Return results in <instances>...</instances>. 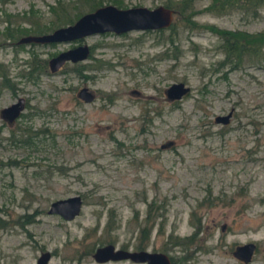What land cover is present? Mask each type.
<instances>
[{
    "label": "rangeland",
    "instance_id": "rangeland-1",
    "mask_svg": "<svg viewBox=\"0 0 264 264\" xmlns=\"http://www.w3.org/2000/svg\"><path fill=\"white\" fill-rule=\"evenodd\" d=\"M53 1L0 0V82L7 84H0V109L18 97L25 102L11 123L0 118V264H35L43 251L47 264H134L95 262L91 253L110 239L134 250L150 202L158 216L144 249L172 264H264V46L252 63L223 74L214 69L219 39L208 29L263 30L264 6L253 19L216 14L206 9L210 0H195L184 12L190 20L174 12V59L168 30L47 44L2 37L4 13L26 30L45 27ZM95 1L151 8L179 0ZM62 2L85 11V0ZM79 43L92 57L77 62L87 65L86 76L70 62L48 70L49 57ZM28 63L35 65L29 77ZM174 82L189 90L170 101L164 89ZM81 87L93 93L90 102L77 97ZM228 112L226 123L214 121ZM72 195L81 199L75 217L46 213L51 201ZM196 218L190 243L167 242L169 234H191ZM245 242L255 245L249 263L231 254Z\"/></svg>",
    "mask_w": 264,
    "mask_h": 264
},
{
    "label": "water",
    "instance_id": "water-1",
    "mask_svg": "<svg viewBox=\"0 0 264 264\" xmlns=\"http://www.w3.org/2000/svg\"><path fill=\"white\" fill-rule=\"evenodd\" d=\"M173 10L164 5L154 7L130 6L116 7L113 4H103L91 11L79 15L73 22L64 26H59L49 32L42 34H28L16 39V44L38 43L47 44L53 42H71L81 40L83 37L96 34L111 32L121 34L136 30H157L167 27L173 18ZM89 48L85 43L76 44L73 47L59 51L47 59V67L50 72L56 71L64 62H81L87 58ZM189 90L188 86L182 82L171 83L165 90L164 95L168 100H177ZM77 97L83 102H90L93 93L86 87H81ZM23 108V99L18 98L16 102L0 109L1 118L10 122ZM230 115L216 116L214 121L226 123ZM81 208L79 195L58 198L48 204L46 213L59 216L63 220H70L75 217ZM255 249L252 242H245L234 247L232 255L243 263L250 261ZM91 257L95 262L115 261L128 259L134 264H171L165 253L157 251L126 250L116 248L111 243L97 246L93 249ZM49 253L40 252L35 260V264H47Z\"/></svg>",
    "mask_w": 264,
    "mask_h": 264
},
{
    "label": "trees",
    "instance_id": "trees-1",
    "mask_svg": "<svg viewBox=\"0 0 264 264\" xmlns=\"http://www.w3.org/2000/svg\"><path fill=\"white\" fill-rule=\"evenodd\" d=\"M86 3H84L85 11L83 9H80L79 7L70 8L67 3L62 2V0H54L53 3L47 4V11L51 15V19L48 21V25L45 27H40L37 23H34V27L29 29L32 34H42L46 31H50L54 28H57L59 26H64L66 24H69L73 22L74 19H76L79 15H81L84 12L91 11L94 8L102 5L99 3V1L95 0H85ZM195 0H179L178 6L176 4L174 6H170L167 3H164V6L171 8L173 12L175 13H182V15L185 16V20H190L191 12H187L186 15L184 14L185 11L192 10V6ZM116 7L124 8V6H121L119 2L117 1L112 3ZM264 6V0H210L209 5L206 7L207 10H211L216 14H222L228 11H239L242 15L245 17H249L250 19L255 18L258 15V8ZM176 7V9H175ZM69 8L76 10L71 14L69 12ZM177 11V12H176ZM32 13L31 11L29 12ZM177 13V14H178ZM4 22L5 26L3 28V31L1 33L2 37L7 40L12 39H18L20 36L28 35L26 32L29 30H26L24 27H21V23L24 21H17L15 25H12V23L9 21L8 14H5ZM179 15V14H178ZM30 20V19H29ZM28 21V19H26ZM208 29L210 32L215 34L219 39V50L222 54V59L216 63L215 70L218 68H225L223 70V74L227 70L237 69L243 62L252 63L261 53L260 49L264 46V29L260 31L255 32H247V31H241V30H223L219 29L215 26L209 25ZM164 30H168L171 32L166 38L168 40L169 47H172L171 49V58L177 57V51L175 46L174 37L172 36V33L174 32V23L173 18L171 23L162 29L157 30H144V31H156L158 33H162ZM30 34V33H29ZM170 49V48H169ZM259 51V53H258ZM90 53V52H89ZM258 53V54H257ZM33 56L34 54L31 53ZM90 55V54H89ZM90 58L92 59L91 55ZM43 63V60H42ZM30 66V69L27 71L26 76L29 77L31 75V72L33 71L34 64L28 63ZM44 65V63H43ZM74 72L77 75H85V71L88 70L87 65L85 64H77L75 62L73 67ZM4 77V76H3ZM0 84H3V86H6L7 84H4L3 81L0 82ZM9 87V86H7ZM174 101V100H171ZM198 203L196 204V206ZM147 209L145 211L144 217L141 219L138 230H137V241L133 245L134 250H141L144 249L146 246V242L149 236L150 228L152 226L153 221L155 220V217H157V214H150V211L152 213L153 210H156L159 208V205H155L153 202L147 203ZM151 218V220H150ZM112 214H107V220L105 222V227H110L111 223L113 222ZM4 224V221L0 219V227ZM190 224L194 227L193 232L189 235L177 237L176 235L169 234L167 237V242H170L171 244H186L190 243L193 239V234H197L200 229V222L199 219L196 218L195 221H191ZM114 227V226H113ZM107 242H114L112 239L108 240ZM123 248V247H122ZM92 247L89 249V252H91ZM172 264V262H171Z\"/></svg>",
    "mask_w": 264,
    "mask_h": 264
},
{
    "label": "flooded vegetation",
    "instance_id": "flooded-vegetation-1",
    "mask_svg": "<svg viewBox=\"0 0 264 264\" xmlns=\"http://www.w3.org/2000/svg\"><path fill=\"white\" fill-rule=\"evenodd\" d=\"M89 48V47H88ZM90 51V50H89ZM88 55H89V53H88ZM87 55V56H88ZM47 64V63H46ZM166 89V88H165ZM164 89V90H165ZM18 98H21V97H18ZM18 98H16V100L14 101V102H16L17 101V99ZM23 99V98H22ZM167 99V98H166ZM14 102H12V103H14ZM11 103V104H12ZM10 105V104H9ZM24 105H25V102H24V99H23V108L21 109V111L24 109ZM21 111L18 113V115L15 117V118H13L10 122H8L7 120H5V119H3V118H1V115H0V118L2 119V120H4V121H6L7 123H11L14 119H16L19 115H20V113H21ZM235 247V246H234ZM122 249H126V248H122ZM234 249V248H233ZM127 250V249H126ZM255 250V249H254ZM158 252V251H157ZM232 252H233V250H232ZM232 252H231V254H232ZM254 252V251H253ZM167 255V254H166ZM252 255H253V253H252ZM252 255H251V257H252ZM168 256V255H167ZM168 258H169V256H168ZM124 260H126V259H124ZM169 260H170V258H169ZM238 260V259H237ZM250 260H251V258H250ZM238 261H240V260H238ZM250 262V261H249ZM249 262H247V263H249ZM170 263H171V261H170ZM243 263V262H242Z\"/></svg>",
    "mask_w": 264,
    "mask_h": 264
}]
</instances>
